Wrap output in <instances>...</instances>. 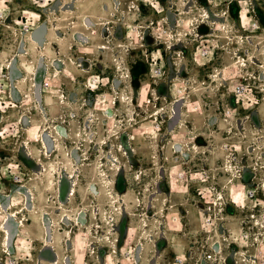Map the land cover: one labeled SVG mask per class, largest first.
I'll return each instance as SVG.
<instances>
[{"label":"clouds","instance_id":"clouds-1","mask_svg":"<svg viewBox=\"0 0 264 264\" xmlns=\"http://www.w3.org/2000/svg\"><path fill=\"white\" fill-rule=\"evenodd\" d=\"M0 264H264V0H0Z\"/></svg>","mask_w":264,"mask_h":264}]
</instances>
